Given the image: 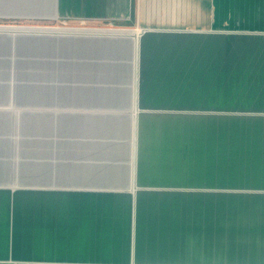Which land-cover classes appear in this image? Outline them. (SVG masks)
Returning <instances> with one entry per match:
<instances>
[{
	"label": "crops",
	"instance_id": "0c3cea01",
	"mask_svg": "<svg viewBox=\"0 0 264 264\" xmlns=\"http://www.w3.org/2000/svg\"><path fill=\"white\" fill-rule=\"evenodd\" d=\"M9 259L264 264V0H0Z\"/></svg>",
	"mask_w": 264,
	"mask_h": 264
},
{
	"label": "rangeland",
	"instance_id": "374dc122",
	"mask_svg": "<svg viewBox=\"0 0 264 264\" xmlns=\"http://www.w3.org/2000/svg\"><path fill=\"white\" fill-rule=\"evenodd\" d=\"M61 22H62L61 24H63V21H61ZM67 25H70V23L63 24V26H67ZM0 264H44V263H41L39 261L12 260V259H9V260H1ZM66 264H69V263H66ZM132 264H134V263H132Z\"/></svg>",
	"mask_w": 264,
	"mask_h": 264
}]
</instances>
